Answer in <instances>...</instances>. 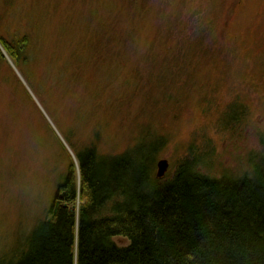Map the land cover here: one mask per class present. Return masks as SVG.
Segmentation results:
<instances>
[{
    "label": "rangeland",
    "instance_id": "374dc122",
    "mask_svg": "<svg viewBox=\"0 0 264 264\" xmlns=\"http://www.w3.org/2000/svg\"><path fill=\"white\" fill-rule=\"evenodd\" d=\"M19 39L23 69L1 44ZM155 137L160 180L190 154L212 177L250 170L264 0H0V257L51 210L74 149L116 156Z\"/></svg>",
    "mask_w": 264,
    "mask_h": 264
},
{
    "label": "trees",
    "instance_id": "16d2710c",
    "mask_svg": "<svg viewBox=\"0 0 264 264\" xmlns=\"http://www.w3.org/2000/svg\"><path fill=\"white\" fill-rule=\"evenodd\" d=\"M1 44L19 68L28 64L24 39ZM229 110L231 121L239 112ZM151 139L116 156L74 149L51 210L0 264H264V141L239 177L202 174L205 160L190 154L160 180L165 139Z\"/></svg>",
    "mask_w": 264,
    "mask_h": 264
},
{
    "label": "water",
    "instance_id": "95a60500",
    "mask_svg": "<svg viewBox=\"0 0 264 264\" xmlns=\"http://www.w3.org/2000/svg\"><path fill=\"white\" fill-rule=\"evenodd\" d=\"M2 54H4L2 52ZM166 168V162L164 160L158 162V177H160L163 174L164 169ZM56 210L54 211L55 214Z\"/></svg>",
    "mask_w": 264,
    "mask_h": 264
}]
</instances>
